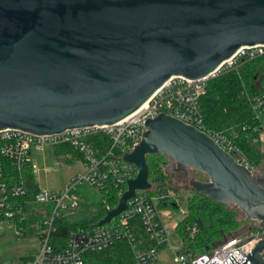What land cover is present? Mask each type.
<instances>
[{"label": "water", "instance_id": "1", "mask_svg": "<svg viewBox=\"0 0 264 264\" xmlns=\"http://www.w3.org/2000/svg\"><path fill=\"white\" fill-rule=\"evenodd\" d=\"M260 45L264 0H0V130L38 137L111 125L170 77L202 78L240 48ZM145 126L122 155L136 175L96 225L152 187L146 158L162 154L194 193L230 204L264 228V176L168 114ZM189 171L205 179L189 178ZM245 256L228 259L264 264V236Z\"/></svg>", "mask_w": 264, "mask_h": 264}, {"label": "built area", "instance_id": "2", "mask_svg": "<svg viewBox=\"0 0 264 264\" xmlns=\"http://www.w3.org/2000/svg\"><path fill=\"white\" fill-rule=\"evenodd\" d=\"M263 53L264 45L244 46L207 76L196 80L172 76L133 114L111 125L84 127L38 137L17 129L0 130V219H13L16 234L22 236L26 204L31 201L51 204L50 214L39 225V250L25 256L18 264H85L86 253L103 251L119 241L128 245L136 264H154L159 246L167 244L166 232L156 210L160 196L151 197L147 191H137L127 200L126 208L109 223L72 228L63 243H52L54 221L79 214L82 204L72 193L77 186L89 185L97 192L114 187L118 198L121 196L126 189V181L137 172L132 164L122 161V155L139 143L146 130L145 121L160 113L177 118L207 134L237 163L254 172V161L236 144L234 132L216 131L205 125L200 98L211 78L229 68H236L241 61ZM248 101L256 118L261 121L258 136L254 140L264 141V119L261 120L264 115V97H248ZM45 147H61L76 152L82 159L83 169L62 191H39L33 200H21L26 195L21 177L23 167L31 161V151H41ZM7 166L16 172L15 175L8 171ZM108 175L112 176V183L109 184ZM251 221L253 224L247 229L227 238L210 251L195 256L177 252L173 260L179 264H210L213 260L216 264H236L228 259L232 254L236 261H243L245 255L264 236V228L259 222ZM137 223L144 234L143 240L137 237Z\"/></svg>", "mask_w": 264, "mask_h": 264}, {"label": "trees", "instance_id": "3", "mask_svg": "<svg viewBox=\"0 0 264 264\" xmlns=\"http://www.w3.org/2000/svg\"><path fill=\"white\" fill-rule=\"evenodd\" d=\"M264 97V53L250 60L239 62L236 68H229L216 77L211 78L206 90L200 98L201 113L205 125L216 131H229L236 134L235 142L252 158L255 166L264 164V154L259 157L254 152L252 142L258 136L260 119L252 110L248 97ZM106 143V142H105ZM151 188L149 196H160L156 210L168 206L177 208V197L172 192L177 189L169 181V169L172 165L166 155H148ZM21 177L26 188V195L21 200H33L40 191L34 174V167L27 162ZM7 169L15 175L10 168ZM190 175V172L188 173ZM107 183H112L108 175ZM196 176L203 180L204 176ZM124 187V186H123ZM114 187L98 191L96 210L74 220L60 217L54 221L52 243H63L68 231L78 226H94L105 215V212L117 204L118 196ZM186 198V210L180 222L175 225V231L180 239L178 252L199 255L210 251L227 238L247 229L253 222L230 204H221L194 193L191 189ZM2 220V219H0ZM137 237L144 239V234L138 223L135 225ZM164 245L159 246V249ZM85 264H136L128 245L119 241L113 246L99 252H89L84 255ZM156 264V263H154Z\"/></svg>", "mask_w": 264, "mask_h": 264}, {"label": "rangeland", "instance_id": "4", "mask_svg": "<svg viewBox=\"0 0 264 264\" xmlns=\"http://www.w3.org/2000/svg\"><path fill=\"white\" fill-rule=\"evenodd\" d=\"M263 119L264 115L261 116V120ZM252 145L258 157L264 154V141L254 140ZM46 149L45 154L36 152L30 156L32 162L38 168L35 180L40 191L60 192L70 182L74 174L80 170V164L73 162L61 164L59 159L55 155L53 156L52 150L50 148ZM172 167L173 165L168 167V183L177 189L176 192H172L173 190H171V194L177 197L179 203L177 208L168 206L157 210L159 220L165 229L167 237V244L157 251V264H179L173 260L176 253L180 250L179 246H181L180 239L176 233L177 231H175V225L183 217V212L186 210V198L191 189L188 186V179L183 178L179 173H175ZM189 172L190 175L187 174L189 178L195 177L198 173L193 171ZM261 172L264 173V164L262 163L255 166L253 173L259 175ZM196 178L198 177L196 176ZM72 193L79 198L83 207L90 200L96 205L98 192L89 185L77 186L72 190ZM50 209L51 204L49 202L31 201L27 203L24 211L25 223L23 225L24 233L22 236L16 234L13 219L0 220V264H18L25 256L34 254L39 250V225L50 214ZM74 217V215H70L66 219L74 220Z\"/></svg>", "mask_w": 264, "mask_h": 264}, {"label": "crops", "instance_id": "5", "mask_svg": "<svg viewBox=\"0 0 264 264\" xmlns=\"http://www.w3.org/2000/svg\"><path fill=\"white\" fill-rule=\"evenodd\" d=\"M46 148H50L51 150H52V154H53V156L55 155L58 159H59V161H60V163L62 164V163H71V162H73V163H79L80 164V172L82 171V169H83V163H82V159L80 158V156H79V154H77L76 152H73V151H71L70 149H67V148H54V147H45L43 150H41V151H31V153H30V156H31V154L32 153H36V152H42V153H44L45 154V151L47 150ZM30 160H31V158H30ZM31 164L33 165V167H34V174H35V177H36V174L38 173V168H37V166H36V164H34L33 162H32V160H31ZM48 170V169H47ZM79 171L76 173V174H78L79 173ZM76 174H74V176L76 175ZM73 176V177H74ZM36 179V178H35ZM36 181V180H35ZM62 191V190H61ZM86 206L85 207H83L82 206V208H81V210H80V212H79V214L77 215V216H75V218H79V217H81L82 215H86L87 213H94L95 212V210H96V207H95V205L91 202V200L90 201H88V202H86V204H85ZM155 263L157 264V260L155 259Z\"/></svg>", "mask_w": 264, "mask_h": 264}, {"label": "flooded vegetation", "instance_id": "6", "mask_svg": "<svg viewBox=\"0 0 264 264\" xmlns=\"http://www.w3.org/2000/svg\"><path fill=\"white\" fill-rule=\"evenodd\" d=\"M260 176H264V173L263 172H261V174H259Z\"/></svg>", "mask_w": 264, "mask_h": 264}]
</instances>
